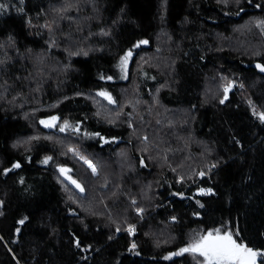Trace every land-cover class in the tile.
Masks as SVG:
<instances>
[{
	"label": "trees",
	"instance_id": "trees-1",
	"mask_svg": "<svg viewBox=\"0 0 264 264\" xmlns=\"http://www.w3.org/2000/svg\"><path fill=\"white\" fill-rule=\"evenodd\" d=\"M0 4V264H196L164 257L224 224L264 249V0Z\"/></svg>",
	"mask_w": 264,
	"mask_h": 264
},
{
	"label": "snow or ice",
	"instance_id": "snow-or-ice-1",
	"mask_svg": "<svg viewBox=\"0 0 264 264\" xmlns=\"http://www.w3.org/2000/svg\"><path fill=\"white\" fill-rule=\"evenodd\" d=\"M21 3H23V0H20ZM239 2V0H237ZM224 3H228V0H224ZM67 8L68 5H65ZM257 8L260 7L259 4L256 5ZM6 9V5L0 4V11H3ZM19 11H23V9H19ZM240 11H243V8L240 9ZM239 15V13H237ZM255 26L258 27L261 32H264V20H256ZM47 27V25H45ZM107 34V33H104ZM147 40L140 41L137 45H134L133 48L139 47L140 44H147ZM80 54V53H75ZM84 55H87V52L83 53ZM133 56V50L129 49L125 52L124 56L121 57L120 62L118 64V68L123 73L122 78L127 79V67L128 64ZM4 61L0 60V64H3ZM257 67L260 69L261 72H264V64H258ZM101 79H107L112 80L113 77L111 76H101ZM235 83L232 81L227 82L223 86L224 91V99H227L228 92L235 87ZM0 87H3L0 85ZM239 87H243V85H239ZM96 96L103 97L105 100L108 101L110 104H116L117 101L113 98L112 94L106 90H101L97 93H95ZM224 100H221V103H223ZM251 103V101L249 102ZM253 115H255L262 123H264V111H259L256 109L255 106H253ZM60 121L59 116H50L47 120H40L39 123L44 125L47 128H56L57 122ZM69 129H71L73 132H79L80 129L78 126L73 127V125L68 121L64 120L62 123L59 124V131L60 132H66ZM88 135L87 133H85ZM94 136H99V133L91 134ZM50 139V137H49ZM145 140H147V137H144ZM106 143L108 141H105ZM69 152H72L79 156L81 160H84L85 163L88 165V167L91 169L93 174H97V166L91 161L88 160L86 157L81 156L77 149L73 147H69ZM53 158L48 156L45 157L40 163L42 164H48L49 161H51ZM20 162H15L12 164L11 168L4 169V174H7L9 172H12L14 169L21 168ZM59 173L64 178L62 183L64 181H67L69 184L74 185L76 189L79 190V192L83 193L85 192L84 186L75 178H73L71 173V169L60 166L59 167ZM205 173L201 172L199 175L203 176ZM183 178H181L182 180ZM23 183V180L20 181ZM211 189H200L201 193H210ZM175 195L182 196L183 193H175ZM135 203V201H133ZM3 205V201L0 200V206ZM137 213H143L142 208L136 209ZM0 215H3L2 212H0ZM194 215H198V213H194ZM172 221H176V217L171 218ZM27 220V217L24 219H21L19 221V224L23 225L25 221ZM120 228H117L116 231H120ZM20 231L19 228L16 229V232L18 233ZM129 233L135 234L136 227L135 225H129L126 229ZM3 237H0V240H2ZM80 240L77 238L75 240L76 247H80ZM137 245L135 242L132 243L131 248L129 251H132L136 249ZM190 254L192 258L196 261V264H264V249H255L250 247L240 236V231L238 227H230L228 224L221 225L219 227L215 228H209V229H202L200 231H194L193 235L190 237V239L186 242L185 246L179 248L175 252L169 253L168 256L164 257L166 260H170L173 257L176 256H183L184 254Z\"/></svg>",
	"mask_w": 264,
	"mask_h": 264
},
{
	"label": "rangeland",
	"instance_id": "rangeland-1",
	"mask_svg": "<svg viewBox=\"0 0 264 264\" xmlns=\"http://www.w3.org/2000/svg\"><path fill=\"white\" fill-rule=\"evenodd\" d=\"M121 73V75L123 76V73L120 71V69H119V71H118V73ZM207 190V189H206ZM201 193V192H200ZM190 239V235H188V238H187V240H189ZM187 256H190V258L193 260V262H196L193 258H192V256L190 255V254H188Z\"/></svg>",
	"mask_w": 264,
	"mask_h": 264
},
{
	"label": "water",
	"instance_id": "water-1",
	"mask_svg": "<svg viewBox=\"0 0 264 264\" xmlns=\"http://www.w3.org/2000/svg\"><path fill=\"white\" fill-rule=\"evenodd\" d=\"M241 14V13H240ZM258 68V67H257ZM259 69V68H258ZM259 71H260V69H259ZM261 72V71H260ZM262 73H264V72H262ZM142 164H144V159L142 158Z\"/></svg>",
	"mask_w": 264,
	"mask_h": 264
},
{
	"label": "built area",
	"instance_id": "built-area-1",
	"mask_svg": "<svg viewBox=\"0 0 264 264\" xmlns=\"http://www.w3.org/2000/svg\"><path fill=\"white\" fill-rule=\"evenodd\" d=\"M179 180H181V178H179Z\"/></svg>",
	"mask_w": 264,
	"mask_h": 264
}]
</instances>
